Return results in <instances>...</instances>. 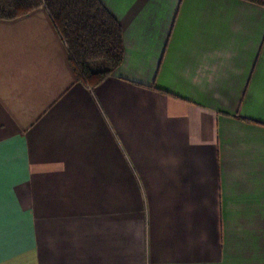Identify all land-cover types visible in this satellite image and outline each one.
<instances>
[{
    "label": "crops",
    "instance_id": "obj_1",
    "mask_svg": "<svg viewBox=\"0 0 264 264\" xmlns=\"http://www.w3.org/2000/svg\"><path fill=\"white\" fill-rule=\"evenodd\" d=\"M101 1L94 87L46 7L0 19V264H264V6Z\"/></svg>",
    "mask_w": 264,
    "mask_h": 264
},
{
    "label": "trees",
    "instance_id": "obj_2",
    "mask_svg": "<svg viewBox=\"0 0 264 264\" xmlns=\"http://www.w3.org/2000/svg\"><path fill=\"white\" fill-rule=\"evenodd\" d=\"M247 1L264 6V0ZM41 6L67 46L77 79L94 87L121 65L123 28L101 0H0V19H15Z\"/></svg>",
    "mask_w": 264,
    "mask_h": 264
}]
</instances>
